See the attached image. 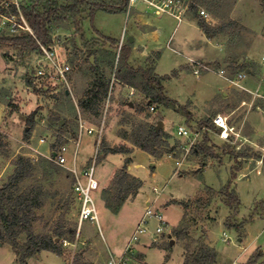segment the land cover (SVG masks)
I'll return each instance as SVG.
<instances>
[{"label": "rangeland", "instance_id": "1", "mask_svg": "<svg viewBox=\"0 0 264 264\" xmlns=\"http://www.w3.org/2000/svg\"><path fill=\"white\" fill-rule=\"evenodd\" d=\"M189 1L198 12L190 10V19L197 22L203 19L199 11L204 9L210 14L207 23L212 27L224 26L225 31L210 41L195 22L187 19L177 28L172 17L156 16L142 5L134 9L144 17H137L134 9L119 14L100 11L92 19L82 21L80 32L66 23L56 24L49 49L56 52L61 63L70 66L66 83L55 78L49 60L43 59V52L21 57L12 47L0 49V187L12 176L18 158L32 160L35 165L32 176L12 192L16 195L29 190L39 192V207L28 214L34 233L54 235L61 222L67 228H77L79 204L69 170L74 163L81 172L97 157L96 178L101 183V189L93 195L98 222L83 223L74 263L71 260L74 249L63 247L62 255L43 251L30 258L28 264H105L109 255L120 257L129 245L130 264H184L186 256L196 253L202 244L216 250V264H248L256 254L261 257L256 264H264V99H255L252 94L258 92L264 96V0ZM138 19L158 27V33L143 32ZM3 21L0 18L5 27ZM173 33L170 48L168 41ZM100 34L117 40L118 44H106L113 51L111 57L104 48L98 52V62L111 79V87L100 116L95 117L83 111L79 102L94 76L90 64L96 62V57L90 55L94 49L89 42ZM132 37L135 43L131 65H154L160 76H171L164 82L165 91L170 98L188 106L193 116L190 123L172 109L161 107L151 111L146 107L140 112L144 96L115 79L121 47ZM173 48L183 54L175 53ZM141 50L146 57L141 56ZM233 57L238 64H248L252 70L241 83L249 92L228 81L235 80L242 72L227 67L228 80L219 74L222 67L218 62L223 59L227 63ZM189 59L206 60L212 71L195 75ZM41 69L54 76L37 80L35 91L27 86L26 79ZM174 71L178 72L177 76H172ZM218 115L227 117L240 136L226 141L219 136L221 130L210 131L215 158L195 155L194 147L187 153L184 147L189 141L178 136V127L184 125L196 132L201 120H214ZM160 121L164 123L162 129L171 135L169 148L173 150L155 158L138 149L134 138L139 126L158 125ZM89 128L96 132L89 134L86 131ZM203 132L193 142L194 146L201 142ZM228 146L234 152L247 153L248 157L235 161L226 153ZM104 147L133 151L108 154L100 159ZM55 152L66 156L67 166L52 160ZM126 158H131L128 172L141 185L119 212L114 213L103 193L108 191L110 201L118 194L115 180ZM45 159L53 161L58 169L45 168L42 162ZM234 166L240 169L232 179ZM230 181L241 201L237 214L219 193ZM148 200L154 210L162 213L168 226L164 235L157 236L158 223L152 219L147 232L138 242H133ZM227 223L243 224V227H229ZM26 239L25 234L20 242ZM0 264H20L12 246L2 239Z\"/></svg>", "mask_w": 264, "mask_h": 264}, {"label": "trees", "instance_id": "2", "mask_svg": "<svg viewBox=\"0 0 264 264\" xmlns=\"http://www.w3.org/2000/svg\"><path fill=\"white\" fill-rule=\"evenodd\" d=\"M128 5L129 0H32L23 8V14L27 18L34 34L32 35L28 32L16 35L6 34L4 32L0 33V49L6 46L12 47L17 50L18 55L21 57H25L34 52L42 53L43 51L40 45L49 49L53 43V30L56 24L60 26L62 23H66L74 26L76 31L80 32L83 20L87 18L92 19L95 14L100 11L109 14L125 13L128 11ZM192 10L198 13L197 7L194 4L191 5V11ZM195 17L199 18L197 15ZM198 25L208 36L213 35L215 37L225 31L224 26L212 27L204 19H200ZM99 36L98 38H91L92 40L89 42L90 48L94 49L90 55H95L96 57V62L90 64V70L93 71L94 76L79 102L80 108L83 111L95 117L100 116L102 103L107 98L111 87V79L106 77L101 67L102 64L100 61L98 62V52L104 48V51L108 52L107 56L111 57L113 51L110 46L107 48L106 44H118V41L113 38L102 34ZM99 39L103 40V42ZM132 51V43L128 40L127 43H124L121 47L118 65L115 69V79L120 84L134 89L144 96V102L140 104L139 111H144L146 107L150 109L154 107V111L161 107L172 109L176 113L185 116L187 122L190 123L193 116L188 110V106H183L176 100L170 98L165 91L164 82L169 80L171 76L158 75L155 72V67L150 64H146L142 67L131 65L129 60ZM227 64L228 68L239 72H245L248 69L251 70L248 64H238L236 57H233ZM177 75V71H174L172 74V76ZM39 79L48 80L49 77L48 75L38 76V74H34L26 79V84L29 88L32 87L36 91L38 86L36 82ZM135 107H137L136 104ZM31 116L33 117L34 114H31ZM148 117H150V114ZM156 128L157 125L155 124L141 125L135 133L134 138L135 145L138 149L155 158L161 157L166 153H171L170 151L173 150L169 148L171 135L164 129L157 131ZM204 129L206 131H204ZM210 131L220 132V129L214 125L213 120L210 118L201 120L196 132H203L202 140L193 148V153L195 155H204L207 158L216 157L210 145ZM28 135L29 132H27V137ZM132 151L133 150L129 148L109 149L104 147L100 159L106 158L108 154H129ZM159 151L162 152L160 153ZM226 153L230 154L235 161H238L240 158L248 157L245 152L232 151L230 146H228ZM42 162L47 169L53 171L58 169L53 161L45 159ZM130 162L131 158H126L123 168L116 177L115 185L119 189V192L113 200L110 201L108 199V191L103 193L107 206L114 213L119 212L127 198L129 196H134L141 185V182L128 172ZM239 164L241 165V162H239ZM14 165L15 170L12 176H10L5 185L0 187V239L8 242L12 246L16 255H18L20 264H28L30 258L43 251L62 255V241L68 238L74 241L76 228H67L64 223L61 222L55 230L54 235L34 233V227L32 226V221L28 214L32 209L39 207V192L35 191L34 193V191L29 190L28 192L16 195L12 191L15 186L32 176L35 165L32 160L23 157L18 158L14 162ZM239 167L240 166L233 167L232 179L236 177L237 171L240 169ZM219 193L223 196V202L237 214L241 201L235 188H233V182L230 181L227 183ZM185 206L187 207L186 204ZM227 226L242 228L243 224L232 225L227 223ZM25 234L27 235V239L21 243L20 238ZM260 258V255L256 254L249 260L248 264H256ZM216 263V250L206 244H202L198 247L196 253H190L186 256L184 264Z\"/></svg>", "mask_w": 264, "mask_h": 264}, {"label": "built area", "instance_id": "3", "mask_svg": "<svg viewBox=\"0 0 264 264\" xmlns=\"http://www.w3.org/2000/svg\"><path fill=\"white\" fill-rule=\"evenodd\" d=\"M32 0H0V18H2L3 24L0 23V33H6L11 35L21 34L23 32H28L30 34H34L33 30L23 14V8L27 6ZM137 5H142L146 8L147 11L152 12L156 16H170L176 20L177 24H181L186 19L188 13L191 10V1L189 0H129L128 12H130ZM202 18L206 21H209L210 14L204 10L200 9L199 11ZM9 25L8 28H6ZM8 31V32H7ZM41 49L44 53V61L49 60L52 70L55 74V78L57 80L67 82V75L71 70L70 66L66 63H61L58 59L56 52L52 49L45 48L43 45H40ZM264 62V58H263ZM191 65L194 67V74L200 75L202 71H212L211 67L204 61H190ZM38 76H46L47 74L44 70L37 71ZM220 76L225 77V69L220 71ZM53 74L49 75L51 79H53ZM248 76L247 71L238 74L235 80H228L232 85H235L244 91H248L244 87H241L242 80L246 79ZM49 78V79H50ZM249 92V91H248ZM254 98H262L264 96L260 95L258 92L255 94L252 93ZM246 104V103H244ZM261 107H258L259 110ZM155 108L151 107V111H154ZM264 113V109H263ZM213 123L216 127H218L221 132L219 134L220 138L228 141L230 137H239L240 133L236 130V128L230 125L228 118L222 115H218L214 118ZM81 129H84V124L82 123ZM205 130V129H204ZM89 134H93L96 132L94 128L86 129ZM101 131H103V127H101ZM100 131V132H101ZM177 134L179 137L184 138L189 141L188 144L185 145L184 149L188 153L194 147L193 142L198 141L200 137V132H193L189 130L186 126L180 125L177 129ZM44 141V140H41ZM56 154V155H55ZM54 159V160H53ZM60 166H67V158L59 154L58 152L54 153V158H52ZM96 162L97 157L94 159L92 163L87 165L81 172L76 167L75 163L69 168L73 175L74 180V193L77 197L79 204V213H78V224L76 228V240L72 243L71 241L64 239L62 241L63 247H72L73 254L71 256L72 262L75 259L76 248L78 241L81 236L82 225L85 221L98 222V210L97 205L94 199V193L101 189V183L96 178ZM154 192L156 194H160V191L157 188H154ZM156 220L158 225L156 228V235L161 236L165 234L166 227L168 226L166 220L162 213L159 210H154L152 205H150L145 215L143 216L139 226L137 227L133 237V242H138L140 240V236L147 232V226L150 223V220ZM129 251H132V247L126 249L125 253L120 257H115L114 255H109L108 260L105 264H130L131 257L129 256ZM74 263V262H73Z\"/></svg>", "mask_w": 264, "mask_h": 264}, {"label": "crops", "instance_id": "4", "mask_svg": "<svg viewBox=\"0 0 264 264\" xmlns=\"http://www.w3.org/2000/svg\"><path fill=\"white\" fill-rule=\"evenodd\" d=\"M136 8V7H135ZM134 9V8H133ZM136 11V9H134V13L136 14V16L137 17H144L145 15H143V14H141V12L138 10V12H135ZM189 15H187V17H186V19L185 20H187L188 19V21H192V22H195L196 24H197V27H198V29H199V31L200 32H202L204 35H206L205 33H204V31L201 29V27L198 25V22L196 21V20H194V19H190L189 17H188ZM139 20V22H141V19H138ZM182 24V23H181ZM181 24H177V28L181 25ZM138 25V24H137ZM140 28H142L144 31L143 32H149L151 35H156L157 33H158V31H159V29H158V27H155V26H153L152 24L151 25H148V22H141L139 25H138ZM97 36H99V35H97ZM173 36H174V33L172 34V36H171V38L169 39V41H168V46H170V48H171V44L173 43ZM207 36V38L210 40V41H212L213 40V38H215L213 35H206ZM132 39H133V42H131L132 43V45H133V43H135V39L132 37ZM144 50V49H143ZM143 50H141V56H145L144 55V51ZM175 53H177V54H179V55H182L183 53L182 52H180L178 49H176V48H173L172 49ZM155 56H159V54H156ZM146 57V56H145ZM192 59H189V63H190V61H191ZM204 62H207L206 60H203ZM223 61V59L222 60H220L218 63H220L221 64V67H222V69H226L227 67H228V64L227 63H225V62H222ZM149 63H152V62H149ZM188 63V64H189ZM208 63V62H207ZM191 64V63H190ZM154 66V65H153ZM140 67V66H139ZM226 71V70H225ZM247 73H248V75H250L251 74V70H247ZM159 75V74H158ZM222 77V76H221ZM224 78V77H223ZM226 80V79H225ZM249 84V83H248ZM131 90H134V89H131ZM250 91V90H249ZM129 169H130V166H129ZM147 206L149 207L150 205H152L151 204V202L148 200L147 201Z\"/></svg>", "mask_w": 264, "mask_h": 264}, {"label": "water", "instance_id": "5", "mask_svg": "<svg viewBox=\"0 0 264 264\" xmlns=\"http://www.w3.org/2000/svg\"><path fill=\"white\" fill-rule=\"evenodd\" d=\"M130 41L133 42V39L130 38ZM130 106H133V103H130ZM61 123H62V122H61ZM163 125H164L163 121H160L159 124L157 125L156 130H157V131H160V130L163 128ZM55 155H56V154H55Z\"/></svg>", "mask_w": 264, "mask_h": 264}]
</instances>
